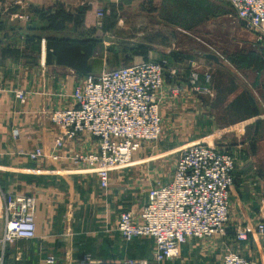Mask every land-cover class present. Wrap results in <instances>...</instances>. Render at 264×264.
<instances>
[{
    "label": "crops",
    "instance_id": "0c3cea01",
    "mask_svg": "<svg viewBox=\"0 0 264 264\" xmlns=\"http://www.w3.org/2000/svg\"><path fill=\"white\" fill-rule=\"evenodd\" d=\"M151 2L0 0V190L34 195L37 224V237L8 245L5 264H47L49 255L56 257L55 264H83L87 256L96 260L134 257L157 263L151 259L153 240L128 242L116 229L120 213H139L147 203L148 190L161 181L157 156L142 153L146 147L140 149L129 167L111 172L109 186L104 189L94 171L67 158L70 153L94 149L97 140L91 136L67 141L57 149L64 155L59 161L49 157L32 161L22 152L41 146L47 155L50 153L57 130L50 114L74 104L71 92L85 76L104 66L132 65L149 59L168 61L167 81L159 94L161 114L164 127L181 135L177 144L211 143L236 156L227 234L191 238L182 245L178 258L160 264H220L227 248L241 253L252 264H264V235H250L241 241L235 238L238 227L264 221V81L255 84L253 92L245 91L250 87L246 80H241L238 92L232 84H222L220 76L214 77V83L208 82L202 64L211 59L198 56L179 28L162 33L154 23L158 11ZM99 9L105 11L102 25L96 17ZM206 12L212 17L207 8ZM56 14L70 18L61 31L47 30L49 36L59 38L32 36L39 32L36 27H47V17ZM128 18L138 19L151 38L135 47L127 40L115 45L108 42L104 35H109L114 25L126 27ZM32 20L33 29L29 28ZM193 27L191 32L200 33V27ZM76 31L95 33L100 42L57 41L66 36L76 39ZM251 33L257 42L255 33ZM143 34L138 32L139 36ZM195 72L199 76L193 85ZM175 87L181 90L172 95ZM20 90L27 93L26 100L17 97ZM14 129L18 130L16 138ZM3 227L0 219V235Z\"/></svg>",
    "mask_w": 264,
    "mask_h": 264
},
{
    "label": "built area",
    "instance_id": "2783aa9c",
    "mask_svg": "<svg viewBox=\"0 0 264 264\" xmlns=\"http://www.w3.org/2000/svg\"><path fill=\"white\" fill-rule=\"evenodd\" d=\"M236 17L249 31L255 33L264 52V0H228ZM102 25L105 11L96 14ZM20 18L29 21L28 16ZM168 61L162 59L105 68L88 74L71 92L74 104L55 109L50 114L56 126L53 147L47 155L41 146L24 152L32 161L49 157L53 161L64 158L57 152L67 141L91 136L97 146L87 151L67 155L75 165L96 173L99 184L107 188L111 172L131 165L133 156L147 143L159 139L163 130L160 92L167 81ZM199 74L192 73L195 85ZM211 82V74L205 73ZM198 89V87H196ZM180 87L171 89L172 95ZM26 100L25 91H17ZM14 138L18 130L12 132ZM236 156L206 142L186 146L178 157L171 178L157 182L148 190L147 203L139 213L123 210L116 229L122 239L153 240L151 259L158 264L180 256L182 245L189 239H208L227 234L230 219V193L234 184ZM36 197L32 194H8L0 190V219L4 227L0 235V264H5L8 245L20 239L37 237ZM264 235V221L248 223L236 229V240L250 235ZM49 255L47 264H55ZM83 264H150L148 259L125 257L120 260H96L87 256ZM220 264H252L239 252L227 248Z\"/></svg>",
    "mask_w": 264,
    "mask_h": 264
},
{
    "label": "rangeland",
    "instance_id": "374dc122",
    "mask_svg": "<svg viewBox=\"0 0 264 264\" xmlns=\"http://www.w3.org/2000/svg\"><path fill=\"white\" fill-rule=\"evenodd\" d=\"M151 4V7L158 11V16L153 20L154 23L157 22L155 25L162 28V33H169L172 29L179 28L184 31L187 42L197 51L214 53L220 58L221 66L215 65L212 60H207L208 62L205 61L202 64L205 73L211 74L212 83H214V77L220 76L222 84H232L234 89L237 87L236 91L233 90V92H238L239 87L242 86L241 80H246L250 87L245 91L250 90L253 92V88H256L255 84L264 81V52L254 40L251 31L238 21L236 13L228 0H212L209 5L199 0H158L157 2L152 0ZM206 8L209 13H212V17L207 16ZM29 19L31 18L29 17ZM126 20L129 21L126 27L114 25L112 26V32L109 35H104V38L110 43L113 42V45L120 44V40H127L128 45L134 47L140 46L137 44L138 42L144 43L148 38H151V34L142 29L141 24L137 21L138 19L128 18ZM193 25L200 27V33L191 32L194 28ZM138 32H144V34L139 36ZM83 37L95 39L98 36L94 33ZM118 60L120 61V59ZM120 66L123 65L104 66L97 73L105 68L112 69ZM162 125L163 130L159 139L147 143L145 145L146 151L141 150L142 153H149L158 157L161 183L171 178L175 163L181 151L185 148V146L177 144L178 137L181 136L178 134L179 132L169 128L166 129L164 122ZM261 149L264 150V144H261ZM136 239L142 240L143 243L151 240L146 238Z\"/></svg>",
    "mask_w": 264,
    "mask_h": 264
},
{
    "label": "trees",
    "instance_id": "16d2710c",
    "mask_svg": "<svg viewBox=\"0 0 264 264\" xmlns=\"http://www.w3.org/2000/svg\"><path fill=\"white\" fill-rule=\"evenodd\" d=\"M39 14H42V13H39ZM41 18H44L45 16L44 15H40ZM47 20L50 22V24L47 26V27H41V28H35L37 29L39 32L36 33V34H33L32 36L33 37H37L38 39L39 38H42L43 36H47V38H53L56 39V38H59L60 36L58 35V37H56L55 35H52V36H49L47 33L48 31H51V32H55V31H61L64 27H65V21H70V18L66 15H50L49 17H47ZM105 22V20H104ZM35 22L34 20L30 21L29 23V28H32L35 27ZM105 26V25H104ZM105 28V27H104ZM48 30V31H47ZM77 33H74V35H77V38L76 39H71L72 37H68L66 36L67 38H61V39H57V41H66V42H80V43H99L100 40L95 38V39H92L91 37H89L88 39H86L85 37L83 36H86L88 34H93L89 32H81V31H76ZM47 34V35H46ZM73 35V34H72ZM30 38V36H29ZM92 45V44H91ZM92 49V48H90ZM96 73V72H95ZM95 73H90V74H95Z\"/></svg>",
    "mask_w": 264,
    "mask_h": 264
},
{
    "label": "water",
    "instance_id": "95a60500",
    "mask_svg": "<svg viewBox=\"0 0 264 264\" xmlns=\"http://www.w3.org/2000/svg\"><path fill=\"white\" fill-rule=\"evenodd\" d=\"M198 54H200L202 57H205L207 59H211V60H214L216 63H221L220 62V58L214 54V53H209V52H199L197 51Z\"/></svg>",
    "mask_w": 264,
    "mask_h": 264
}]
</instances>
